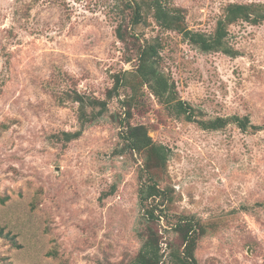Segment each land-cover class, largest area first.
<instances>
[{"label": "rangeland", "instance_id": "obj_1", "mask_svg": "<svg viewBox=\"0 0 264 264\" xmlns=\"http://www.w3.org/2000/svg\"><path fill=\"white\" fill-rule=\"evenodd\" d=\"M228 2L264 0L171 5L185 10L189 29L209 33ZM115 4L0 0V264H117L140 247L142 159L112 155L116 125L101 119L65 148L51 138L78 129L77 104L59 103L64 92L102 99L112 75L132 69L114 36ZM134 32L162 39L164 72L205 119L238 115L264 124V22L230 26L236 58L199 53L150 18ZM144 100L131 123L147 125L169 150L165 182L175 191L174 210L208 229L195 251L198 264H264V131L232 124L202 131L167 117L152 96Z\"/></svg>", "mask_w": 264, "mask_h": 264}, {"label": "trees", "instance_id": "obj_2", "mask_svg": "<svg viewBox=\"0 0 264 264\" xmlns=\"http://www.w3.org/2000/svg\"><path fill=\"white\" fill-rule=\"evenodd\" d=\"M115 10L119 20L114 36L124 48V63L131 64L132 69L113 74L112 86L102 99L76 90L64 92L59 103L77 104L78 129L61 131L51 138L65 148L79 139L88 127L108 119L118 129L112 155L127 158L137 155L142 159L136 177V236L140 247L131 259L117 264H198L195 251L208 229L194 214L174 210L175 191L165 182L169 150L148 135L147 125L132 124L131 120L142 114L146 108L144 99L150 95L167 117L195 124L202 131H220L232 124L243 133L253 134L264 131V124L254 125L247 116L238 115L205 119L201 112L178 96L174 83L164 72L160 54L162 39L141 38L134 28L146 24L150 18L158 29L179 35L182 42L199 53H221L236 58L240 54L230 44V26L263 23L264 3H226L209 33L189 29L185 10L172 6L171 0H116ZM113 101L116 107L111 105ZM114 189L112 186L104 195H110Z\"/></svg>", "mask_w": 264, "mask_h": 264}]
</instances>
